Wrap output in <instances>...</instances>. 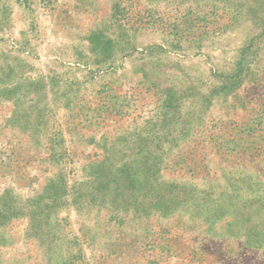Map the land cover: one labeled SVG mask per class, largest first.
Segmentation results:
<instances>
[{
  "label": "rangeland",
  "instance_id": "rangeland-1",
  "mask_svg": "<svg viewBox=\"0 0 264 264\" xmlns=\"http://www.w3.org/2000/svg\"><path fill=\"white\" fill-rule=\"evenodd\" d=\"M0 264H264V0H0Z\"/></svg>",
  "mask_w": 264,
  "mask_h": 264
}]
</instances>
